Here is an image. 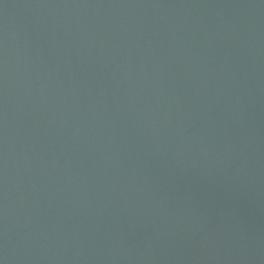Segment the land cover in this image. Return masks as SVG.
Returning a JSON list of instances; mask_svg holds the SVG:
<instances>
[{"label": "water", "instance_id": "1", "mask_svg": "<svg viewBox=\"0 0 264 264\" xmlns=\"http://www.w3.org/2000/svg\"><path fill=\"white\" fill-rule=\"evenodd\" d=\"M0 264H264V0H0Z\"/></svg>", "mask_w": 264, "mask_h": 264}]
</instances>
